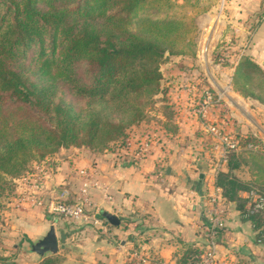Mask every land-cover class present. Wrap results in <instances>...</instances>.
Instances as JSON below:
<instances>
[{
	"label": "trees",
	"instance_id": "trees-1",
	"mask_svg": "<svg viewBox=\"0 0 264 264\" xmlns=\"http://www.w3.org/2000/svg\"><path fill=\"white\" fill-rule=\"evenodd\" d=\"M183 8L175 0H0V197L30 162L61 148L126 145L160 92V63L193 54L194 21L177 13ZM231 88L264 106V70L251 57L237 62ZM65 94L75 99L67 103ZM236 140L215 185L260 233L264 210L246 216L245 204L251 192L264 196V152L255 137ZM241 167L252 181L233 174ZM202 254L188 247L177 263ZM0 264L14 263L0 252ZM37 264L62 261L47 256Z\"/></svg>",
	"mask_w": 264,
	"mask_h": 264
},
{
	"label": "crops",
	"instance_id": "crops-1",
	"mask_svg": "<svg viewBox=\"0 0 264 264\" xmlns=\"http://www.w3.org/2000/svg\"><path fill=\"white\" fill-rule=\"evenodd\" d=\"M231 2L227 7L232 10L233 5L237 6L234 2L239 0ZM238 9L257 12L259 0H253L250 8ZM250 16L252 21V14ZM225 18L227 24L237 22ZM255 37L257 42L264 43V20ZM181 72L175 68L171 74H177L176 78L166 79L169 81H165L161 73L160 92L151 107L152 112L131 128L128 144L98 153L84 148H61L50 156L44 170L38 174V189L33 190V184L26 186L27 195L34 192L44 202L53 198L73 202L80 187L79 171L96 172L97 186L90 191L93 206L87 208V221L77 223L78 228L92 231L88 220L96 221L94 226L105 233L107 240L99 238L94 244L75 245V249L70 250L74 255L67 256L62 264H135L136 259H128L135 251L151 256L145 264H178V258L188 247H204L200 226L205 199L214 192L219 157L204 125H218L235 138L255 137L264 152L261 134L244 126V114L249 110L253 128L262 127L263 105L232 92L225 100L222 94L218 95L219 99L209 106L207 113L196 116L195 104L188 101V96L174 83L181 79ZM142 144H146L148 150L135 162L133 155ZM225 171L226 164L219 172ZM233 174L242 183L253 179L245 167ZM239 195L246 197V193ZM13 205L19 215L17 226L28 241H36L44 235L50 226V215L24 199H14ZM225 205L226 230L218 244L216 264H264V223L258 233L234 203ZM104 212L115 215L119 225L110 226L101 218ZM66 223L70 222L59 221L54 225L57 241L58 235L63 241L69 235ZM114 239L119 241L118 245ZM77 246L80 249H76ZM61 253L59 247L56 256Z\"/></svg>",
	"mask_w": 264,
	"mask_h": 264
},
{
	"label": "rangeland",
	"instance_id": "rangeland-1",
	"mask_svg": "<svg viewBox=\"0 0 264 264\" xmlns=\"http://www.w3.org/2000/svg\"><path fill=\"white\" fill-rule=\"evenodd\" d=\"M252 1L239 0V2H234L237 3V6L233 5L234 8L231 10L227 7V5L232 4L231 0H175V4L184 5V8L177 13L192 18L194 21L195 29L192 28L189 34L193 40V54L183 56L185 58L182 61L177 60L178 57L176 56L167 57V60L160 63L159 67L161 73L163 72L165 75V81H169L166 80L169 78H176L177 74L175 76L171 74L175 68L182 71L179 74L181 79L173 82L177 84L179 90L188 96V101L191 100L193 104H196L197 99H200L196 90L202 91L204 88L209 89L215 98L220 94H222V100L227 99L228 95L231 96L233 92L231 77L237 62L243 56L251 57L264 70V43L257 42V37H255L258 26L264 20V0H259L257 12L238 9V7L245 8V6L250 8ZM185 3H189V5L185 6ZM242 14L244 16H241ZM250 14L253 16L252 21H250ZM225 17L233 18L237 22L227 24ZM192 86L194 90L189 94L186 89ZM194 91L195 93L191 94ZM60 95L57 93V97ZM74 99L75 96L65 94L67 103ZM148 101V99H142L143 103H148ZM144 109L145 116H149V112H152L151 105H147ZM244 115L246 123L244 126L247 125V129H252L253 133H260L261 135H258L264 139V124H261V128H253L249 110ZM233 127L236 126L233 125ZM130 131L127 137L130 136ZM49 158L47 157L44 161L37 163L30 162L26 172L16 178L12 182L10 190H6L0 197V252L6 257L12 258L14 264H33L40 261V258L31 252V244L35 241H28L17 226L19 215H17V209L13 204L14 199L27 197L26 186L33 184L34 180L38 183V174L44 170ZM88 223L92 227V231L78 228L80 226L77 222L66 223V233L69 234L66 236V240L63 241L61 235H58V247L62 250V253L57 256L60 261L63 262L67 256L74 255V253H70V250L75 249V245L94 244L99 238L107 240L105 233L98 230L96 228L98 226H94L93 220H88ZM84 238L85 240H80ZM114 242L116 245L119 244L116 239ZM79 247L77 246L76 249H80ZM129 258L148 261L151 256L145 255L141 251H135L131 253ZM100 259L102 258L100 257Z\"/></svg>",
	"mask_w": 264,
	"mask_h": 264
},
{
	"label": "built area",
	"instance_id": "built-area-1",
	"mask_svg": "<svg viewBox=\"0 0 264 264\" xmlns=\"http://www.w3.org/2000/svg\"><path fill=\"white\" fill-rule=\"evenodd\" d=\"M186 90L190 94V92L194 90V87H187ZM196 92H198L200 99H197V103L194 105L196 109L193 112L196 116H203L207 113L209 106L218 100L219 97L215 98L207 88L202 89V91L196 90ZM194 93L195 91L191 94ZM204 126L205 131L211 137L212 147L219 152L216 164L218 175L220 168L227 162L229 152L237 150L238 141L235 137L227 134L224 129L218 125L205 124ZM126 144H128L127 139ZM247 146L248 149L255 150L257 148L251 144ZM138 147L139 150L133 155V160L135 162H139L148 150L146 144L139 145ZM78 174L81 178L80 187L77 190L76 200L73 202L62 200L63 198H53L49 202H44V200L37 197L34 192L25 197V202L44 210L50 215L49 221L52 225H56L59 221H87V208L93 206L90 201V199H92L90 191L97 186V183L95 182L96 172L92 169L80 170ZM31 187L33 190L38 189V183L34 181ZM245 209L247 211L246 216L262 212L264 210V196L251 192L249 194V199L245 204ZM226 212L227 209L222 199L221 189L215 185L214 192L205 199L202 223L200 226V232L204 239L203 254L201 255L200 260L193 264H216L218 244L222 240V235L226 230ZM136 261L137 263L135 264L146 263L145 259H136Z\"/></svg>",
	"mask_w": 264,
	"mask_h": 264
},
{
	"label": "water",
	"instance_id": "water-1",
	"mask_svg": "<svg viewBox=\"0 0 264 264\" xmlns=\"http://www.w3.org/2000/svg\"><path fill=\"white\" fill-rule=\"evenodd\" d=\"M101 218L112 227H117L120 223L119 219L110 213H102ZM58 250L56 231L52 224L47 228L44 235L31 244V252L40 259L47 256H55L58 254Z\"/></svg>",
	"mask_w": 264,
	"mask_h": 264
},
{
	"label": "bare ground",
	"instance_id": "bare-ground-1",
	"mask_svg": "<svg viewBox=\"0 0 264 264\" xmlns=\"http://www.w3.org/2000/svg\"><path fill=\"white\" fill-rule=\"evenodd\" d=\"M212 32V31H211Z\"/></svg>",
	"mask_w": 264,
	"mask_h": 264
}]
</instances>
